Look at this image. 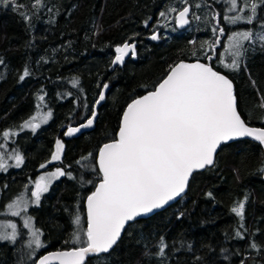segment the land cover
<instances>
[{
  "label": "trees",
  "instance_id": "1",
  "mask_svg": "<svg viewBox=\"0 0 264 264\" xmlns=\"http://www.w3.org/2000/svg\"><path fill=\"white\" fill-rule=\"evenodd\" d=\"M17 3L18 10L0 5V154L14 150L24 162L0 170V209L48 162L58 139L64 147L56 165L71 178L54 180L39 205L29 208L44 247L28 258L21 234L15 241L0 240V264H33L42 250L81 246L72 242L73 221L80 217L83 233L82 201L101 177L95 165L98 147L114 139L125 104L152 89L176 61L199 60L225 75L233 83L237 111L245 123L264 126V42L244 41L237 70L217 66L232 32L263 31L264 4H258L256 18L248 24L227 23L224 0H41L38 7L35 0ZM186 4L190 22L176 29L175 12L168 10ZM153 32L157 40L148 38ZM124 42L135 44L136 55L112 66L115 49ZM25 68L30 74L21 81ZM104 84L109 87L92 129L63 138L67 126L90 115ZM40 95L51 116L35 132L21 129ZM5 131L10 133L7 140ZM214 161L192 174L179 199L128 223L109 253L88 257L85 264H264L261 149L254 142L236 140L219 146ZM241 201L243 220L232 212Z\"/></svg>",
  "mask_w": 264,
  "mask_h": 264
},
{
  "label": "snow or ice",
  "instance_id": "2",
  "mask_svg": "<svg viewBox=\"0 0 264 264\" xmlns=\"http://www.w3.org/2000/svg\"><path fill=\"white\" fill-rule=\"evenodd\" d=\"M40 3L41 0H35L34 6L38 7ZM227 3L230 5L229 11L245 12L247 9L251 13L245 16H225L227 23L243 20L252 24L258 4H264V0H243L240 8H237V0H227ZM0 5L11 6L13 10L20 7L17 0H0ZM168 11L177 12V9L170 8ZM189 13L190 7L187 4L177 12L175 23L178 27L189 24ZM160 16L165 17L166 13L161 12ZM195 19L199 20L200 17L195 16ZM261 28L264 29V22ZM213 31L216 32L217 29L214 28ZM218 31L223 35L225 30L221 27ZM150 38L157 40L159 36L154 33ZM228 40L230 43L227 51L232 60L224 66L237 70L240 66L239 58L245 51L244 41L264 42V31L235 32ZM216 43H219V37ZM115 52L112 63H123L129 53L133 57L136 55L135 44L125 42L116 47ZM220 62L223 64L224 60L221 59ZM29 74L25 68L19 79L23 81ZM75 83L74 81V85ZM108 87V84L103 85L95 104L105 100L104 89ZM39 99L43 101L44 97ZM261 107H264V101ZM50 116L51 112L42 114L39 123L35 122L37 117L33 116L21 128H31L35 132L40 123L47 122ZM95 116L94 105L92 116L87 118L86 123L80 127H68L64 135L72 136L81 128L91 127ZM3 136L7 140L10 133L5 131ZM237 137H252L264 145V129L246 126L238 113L233 83L207 64L181 62L172 66L154 90L133 99L127 105L121 119L118 139L100 148L98 164L102 179L95 186V191L87 196V228L82 233L86 239H82L79 231L73 233L72 242L82 246L69 251L49 253L34 261V264H50L51 260H58L59 264H85L86 257H99L100 254L109 253L121 237L126 223L151 213L180 196L195 171L214 165L218 147ZM3 147L0 144V148ZM63 147L58 139L51 161L61 158ZM9 159L15 160V167H20L24 162L19 152H14ZM7 167L6 159L0 155V170H6ZM40 167L45 168L46 165L42 164ZM65 175L71 178V173L56 168L55 171L38 177L31 190L30 201L20 196L7 205L11 215L20 216L27 211L29 203L38 206L42 194L49 191L52 182ZM244 209L245 203L241 201L232 208V212L243 220ZM31 219H25L24 227L29 229L31 236L29 247L35 245L32 250L34 254L44 245L41 242L42 233L34 228ZM73 222L79 225L80 217L76 216ZM5 228L11 231L0 230V240L15 241L17 225L11 222L0 224V229ZM237 236L243 238L240 232H237ZM251 247L255 248L256 245L252 244ZM159 252L163 255V246Z\"/></svg>",
  "mask_w": 264,
  "mask_h": 264
},
{
  "label": "rangeland",
  "instance_id": "3",
  "mask_svg": "<svg viewBox=\"0 0 264 264\" xmlns=\"http://www.w3.org/2000/svg\"><path fill=\"white\" fill-rule=\"evenodd\" d=\"M225 2H226V5H227V7H226V14H227V16H229L228 14L229 13H234L235 11H229V7H230V5L227 3V0H224ZM243 6V0H238V4H237V8H240V7H242ZM247 10V9H246ZM244 13L245 12H239V11H237L235 14L236 15H240V16H244ZM231 16V15H230ZM239 22V21H238ZM242 31H247V30H245V29H242V28H239L238 30H235L234 32H232L230 35H232L233 33H235V32H242ZM263 31H264V29H263ZM258 32H262V30L260 29V31H258ZM258 32H256V33H258ZM229 35V36H230ZM228 36V37H229ZM255 41L256 40H253V41H248L249 43H255ZM229 40H228V38L226 39V41H225V44H224V46L222 47V49H221V51H220V53L218 54V61H217V66L219 67V68H224L225 66V64H230L231 63V60H232V56L229 54V52L227 51V49H228V47H229ZM248 43V44H249ZM221 59H223L224 60V63L222 64L220 61H221ZM217 68V67H216ZM225 69V68H224ZM40 96H42V95H40ZM39 96V97H40ZM39 97H38V102H37V104H36V108L34 109V111L25 119V121H23L22 122V124H21V126L24 124V122H26V121H29L30 120V118L31 117H33V116H36L37 117V120L35 121V122H37V123H39L40 122V116L42 115V114H44V113H47V112H50V110H49V108L48 107H44V105L42 104V101L39 99ZM48 121V120H47ZM46 123V122H45ZM45 123H40V126L41 125H43V124H45ZM22 129V128H21ZM24 130H28V131H30V132H33L32 130H31V128H23ZM14 152H16V151H14V150H7V151H4V152H2L0 155H3L4 156V158L6 159V161H7V165L9 166V165H11V166H14L15 167V160L14 159H9V157L11 156V155H13V153ZM57 166V165H56ZM57 167H59V166H57ZM60 168V167H59ZM37 169H39V167L37 168ZM55 169H56V167L54 168V169H52L51 171H49V172H52V171H55ZM48 171H39L37 174H34V176L30 179V178H28L27 180H26V182H24L23 183V186L21 187V189L16 193V194H14L12 197H11V199H9L5 204H4V206L2 207V209H0V215H2L1 217H0V224H6V223H9V222H11V223H15L16 225H17V236H19L20 234L22 235V238H23V240H22V242H23V245H25V248H27L28 249V251H27V257L28 258H34V255L36 254V252L38 251V250H40V249H38V250H36L35 251V253L33 254V249L35 248V245H32L31 247H29V241L31 240V236H30V233H29V229H27V228H25L24 227V221H25V219L27 218V217H31L32 218V216L30 215V213H29V208L30 207H33V206H36V205H33V204H31V203H29V205H28V208H27V211L26 212H22L21 213V215L20 216H12L11 215V213H10V210L7 208V205H9V204H11L14 200H16L18 197H20V196H23V198L25 199V200H28V201H30L31 200V190L33 189V185L35 184V181H36V179L38 178V177H40L41 175H46L47 173H49ZM44 194V193H43ZM42 194V195H43ZM42 197V196H41ZM5 217H7V218H5ZM31 223H32V225L34 226V228H36V229H38L37 227H36V225L34 224V222H33V219H31ZM80 224H81V220H80ZM80 224L79 225H76L75 224V232L76 231H79L81 234H82V231H81V227H80ZM20 228L22 229V233H20ZM0 230H2V231H8V232H10L11 231V229H0ZM85 238V237H84ZM7 241H9V240H7ZM41 242H42V244L44 245V242L41 240ZM43 248V247H42Z\"/></svg>",
  "mask_w": 264,
  "mask_h": 264
},
{
  "label": "water",
  "instance_id": "4",
  "mask_svg": "<svg viewBox=\"0 0 264 264\" xmlns=\"http://www.w3.org/2000/svg\"><path fill=\"white\" fill-rule=\"evenodd\" d=\"M185 6H186V5H185ZM187 6H188V5H187ZM182 8H183V7H182ZM182 8H180L179 10H182ZM179 10H177V12H178ZM177 12H175V13H174V16H173L174 27H175L176 29H183V28H185L187 25H185L184 27H178V26L176 25V23H175V17H176V15H177ZM154 33H155V32H154ZM150 37H151V36H150ZM150 37H148V38H150ZM124 43H125V42H124ZM124 43H122L120 46H122ZM129 44H133V43H132V42H129ZM129 55H131V53H129L128 55H126L125 58L128 57ZM115 56H116V52H115V55H114L112 61L115 59ZM131 56H132V55H131ZM112 61H111L112 66H115V65L120 66V64H121V63L113 64ZM181 62L189 63V64H191V63H197V62H199V63H203V62H201V61H199V60H190V61H188V60H179V61H176L174 64H172V65L169 67V69L167 70V72H166V73L164 74V76H163V77H162V78H161V79L155 84V86L158 85L159 82H162V79L166 77L168 71L170 70V68H171L172 66H175L176 64L181 63ZM203 64H206V63H203ZM207 65H208V64H207ZM214 71H215V70H214ZM219 73H220V72H219ZM220 74H222V73H220ZM155 86H154L152 89H150V90H148V91H145V92L141 93V94L138 95V96L133 97L132 99H130V100L125 104V106L123 107V109H122V111H121V114H120V117H119V121H118V127H117V130H116V133H115V137H114L113 140L118 139V133H119V127H120L121 119H122L123 112L125 111L127 105H128L133 99H137V98H139V97H141V96L147 94V92L154 90ZM102 89H103V85H102V87L100 88V90H99V92H98V94H97V96H96V99H95V101H94V103H93V105H92V109H93V106L95 105V111H96V109L99 107V105L102 103V101H101L100 104H98V105L95 104L96 100L99 99V93H100V91H101ZM104 92H106V89H104ZM91 116H92V111H91L90 115H89L87 118H89V117H91ZM87 118H85L83 121H81V122H79V123H76V124H73V125H69V126H67V127L63 130L62 137L65 138V139L73 138V137H76L77 135H79V134H81V133H83V132H87V131L91 130L92 127H93V125H92L91 127L81 128L79 132L73 134L72 136H65V135H64V133L67 131L68 127H70V126H71V127H80L81 124L86 123ZM95 118H96V116H95ZM95 118H94V121H95ZM241 118H242V117H241ZM242 120H243V119H242ZM93 124H94V123H93ZM246 126L251 127V128L264 129V126L251 125V124H247V123H246ZM241 139L248 140V141H251V142H254V143L258 144L259 147H260V149H261L262 155H263V157H264V145L260 144L258 141H256V140H255L254 138H252V137H237V138H233V139L230 140V141L224 142V143H222V144L230 143V142H233V141H236V140H241ZM113 140H110V141H107V142L102 143V144L98 147V149H97V151H96V155H95V165H96V168H97L98 172H99V164H98L99 150H100V148H101L104 144H106V143H111V142H113ZM56 141H57V140H56ZM218 148H219V147H218ZM55 149H56V142H55ZM215 154H216V153H215ZM214 156H215V155H214ZM201 170H203V169H200V170H197V171H201ZM195 172H196V171H195ZM99 174H100L101 179H102V174H101L100 172H99ZM261 177H262V179L264 180V171L262 172ZM101 179H100L99 181L96 182V184L94 185L93 189L90 191L89 194H91V192L95 191V186H96L97 184H99V182L101 181ZM33 189H34V188H33ZM185 191H186V188H185ZM185 191H184L183 193H181L180 196L175 197L173 200L169 201L167 204H165V205L162 206L161 208H159V209H154L151 213L143 214V215H141V216H138V217L135 218V220H136V219H140V218L148 217V216H150L151 214H153V213H155V212H157V211H159V210L165 208L167 205H169V204L175 202L177 199H179V198L185 193ZM89 194H88V195H89ZM88 195H86V197L83 199V203H82V205H83L84 221H85V231H86V228H87V196H88ZM131 222H132V221H131ZM128 223H130V222H128ZM128 223H126V225H127ZM126 225H125V226H126ZM122 232H123V230H122ZM121 235H122V233H121ZM85 239H86V237H85ZM81 246H82V245H81ZM77 247H80V246H73V247H68V248H58V249L42 250L41 252L38 253V255L36 256V258L34 259V261L38 260L41 256L47 255V254H49V253H56V252H60V251H69V250H72V249L77 248ZM93 256H94V255H93ZM89 257H91V256H89ZM87 258H88V257H86V259H87ZM33 264H34V262H33ZM50 264H59V261H58V260H51V261H50Z\"/></svg>",
  "mask_w": 264,
  "mask_h": 264
},
{
  "label": "flooded vegetation",
  "instance_id": "5",
  "mask_svg": "<svg viewBox=\"0 0 264 264\" xmlns=\"http://www.w3.org/2000/svg\"><path fill=\"white\" fill-rule=\"evenodd\" d=\"M183 7H184V6H183ZM153 34H154V32H153L150 36H152ZM155 34H156V32H155ZM150 36H148V37H150ZM150 39H151V38H150ZM129 56H131V55H129ZM154 86H155V85H154ZM51 157H52V156H51ZM49 161H51V158L48 160V162H49ZM59 161H60V159H59V160H56V161H51V163H48V162L43 163V164L46 165V167H45V168H41V167L39 166V169H37V172H36L35 174H37L39 171H48V172H49V171H51L52 169H54L55 167H56V168H59V167L56 166V163L59 162ZM41 165H42V164H41ZM96 169H97V168H96ZM98 173H99V172H98ZM100 179H101V177H100ZM95 184H96V183H95ZM95 184H94V185H95ZM94 185H93V187H94ZM93 187H92V189H93ZM33 188H34V185H33ZM92 189H91V190H92ZM91 190H90V191H91ZM89 193H90V192H89ZM89 193H88V194H89ZM30 194H31V193H30ZM88 194H87V195H88ZM85 197H86V196H85ZM85 197H84V198H85ZM82 203H83V201H82ZM82 207H83V205H82ZM83 216H84V214H83ZM84 229H85V221H84ZM40 252H41V251H40Z\"/></svg>",
  "mask_w": 264,
  "mask_h": 264
}]
</instances>
